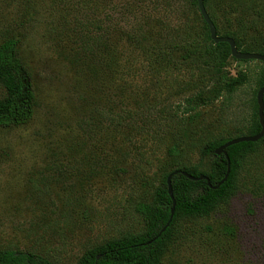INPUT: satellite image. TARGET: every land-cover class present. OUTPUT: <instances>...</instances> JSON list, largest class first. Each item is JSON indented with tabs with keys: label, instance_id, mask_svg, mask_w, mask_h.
<instances>
[{
	"label": "rangeland",
	"instance_id": "374dc122",
	"mask_svg": "<svg viewBox=\"0 0 264 264\" xmlns=\"http://www.w3.org/2000/svg\"><path fill=\"white\" fill-rule=\"evenodd\" d=\"M259 8L264 14V0ZM198 25L186 0H0V44L16 43L36 95L27 124L0 128V249L74 264L140 232L134 208L151 201L173 160L199 166L206 143L248 123L258 65L230 62L226 74L246 70L248 83L183 115L185 99L206 92L211 77L195 62L163 70L122 39L144 28L151 51ZM163 262L264 264V142L246 157L225 205L176 224Z\"/></svg>",
	"mask_w": 264,
	"mask_h": 264
},
{
	"label": "trees",
	"instance_id": "16d2710c",
	"mask_svg": "<svg viewBox=\"0 0 264 264\" xmlns=\"http://www.w3.org/2000/svg\"><path fill=\"white\" fill-rule=\"evenodd\" d=\"M186 1L198 11L195 0ZM260 1L203 0V4L216 28L217 36L233 39L239 52L264 55V14L259 8ZM149 16L147 12L141 13L138 20L145 22ZM100 30L102 28L99 26V62L102 46ZM122 39L129 42L132 50L141 55L151 53L157 66L163 70L178 69L182 65L195 62L200 70L211 77V85L205 89L206 92H198L185 99L183 115H197L200 109L212 105L221 97L233 95L248 83L249 74L246 70H238L236 77L226 74L230 62L258 65L252 114L245 126L236 128L233 136L206 143L200 151L199 166L184 165L180 162V157L173 160L174 169L162 175L151 201L139 203L134 208L142 221L140 232L109 239L87 250L74 264H164V255L176 224L184 219L206 218L225 205L236 193L237 177L246 157L264 142L263 137L255 143H239L228 147L226 153L230 173L227 180L215 190L210 189L204 180L190 181L181 174L174 175L171 180L174 214L169 226L161 233L169 222L172 208V199L166 185L167 177L175 171H181L194 178L205 176L212 186H216L226 174L227 161L224 155L217 156L215 151L234 138L254 136L260 132L256 95L264 87V62L233 59L228 44H214L210 40L207 25L200 14L196 28L184 27L176 35L161 41L151 51L145 46L147 31L144 28L132 34L130 31L124 32ZM175 55L178 60L174 59ZM108 69H111V65H108ZM35 108L36 95L32 75L19 58L16 43L7 40L0 44V128L27 124L32 119ZM178 151L175 146L169 150L174 157ZM0 264L56 263L34 252L0 249Z\"/></svg>",
	"mask_w": 264,
	"mask_h": 264
},
{
	"label": "water",
	"instance_id": "95a60500",
	"mask_svg": "<svg viewBox=\"0 0 264 264\" xmlns=\"http://www.w3.org/2000/svg\"><path fill=\"white\" fill-rule=\"evenodd\" d=\"M195 1L197 4L199 14L202 17L204 23L207 25L210 40L214 44H218V43L228 44V46L230 48L231 57L235 60H241V61L251 60V61L264 62V55L258 54V53H242V52H239L236 49V46H235L233 39L228 38V37L217 36L216 28H215L214 24L212 23L209 15H208L205 7H204L203 0H195ZM263 97H264V87H262L257 92V95H256L257 115H258V121H259V125H260V132L254 136H242V137L234 138V139L228 141L227 143H225L224 145L220 146L215 151V154L217 156L224 155V157L227 161L226 174H225L224 178L216 186H212L210 184L208 178L205 176H199L198 178H194V177L188 175L187 173L181 172V171H175L167 177L166 185H167V191H168L169 197L172 199V208H171V215H170L169 222L166 224L165 228L162 229L161 233L164 232L165 229L169 226V223H170V221L173 217V214H174L175 202H174L173 197H172V188H171L172 177L174 175L181 174L182 176H184L185 178H187L190 181H202V180H204V181H206L207 186L212 190H215L219 186H221L227 180L229 173H230V163H229V160L227 157L226 149L230 146L237 145L239 143H255L264 137V100H263Z\"/></svg>",
	"mask_w": 264,
	"mask_h": 264
}]
</instances>
